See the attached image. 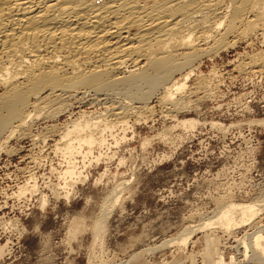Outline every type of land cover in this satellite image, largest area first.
<instances>
[{
  "label": "rangeland",
  "instance_id": "obj_1",
  "mask_svg": "<svg viewBox=\"0 0 264 264\" xmlns=\"http://www.w3.org/2000/svg\"><path fill=\"white\" fill-rule=\"evenodd\" d=\"M261 41L201 57L187 91L175 96L185 100L181 108L150 99L152 109L130 115L124 135L117 128L118 139L125 136L118 146L107 137L113 148L101 163L80 162V177L61 176L65 159L53 150L61 131L43 128H62L84 111L101 114L109 103L71 100L57 118L38 119L33 135L15 134L0 151V264H259L250 246L245 256L242 240L260 231L264 244V72L239 71L233 62L264 48ZM210 71L217 74L209 95L190 93ZM190 118L193 128L177 124ZM25 183L30 190L15 195ZM228 201L262 210L230 233L217 224L199 229ZM192 227L198 233L189 234ZM186 232L192 237L183 246L177 241Z\"/></svg>",
  "mask_w": 264,
  "mask_h": 264
},
{
  "label": "bare ground",
  "instance_id": "obj_2",
  "mask_svg": "<svg viewBox=\"0 0 264 264\" xmlns=\"http://www.w3.org/2000/svg\"><path fill=\"white\" fill-rule=\"evenodd\" d=\"M254 38L262 39L264 46V0H0V151L15 134H32L38 119L57 118L68 110V101H105L109 104H105L104 113L84 111L64 122L62 128L54 123L43 128L50 134L61 131L53 146L65 159L61 176L80 177V162L82 166L93 161L99 164L106 156L103 150L112 147L107 137L118 146L125 136L118 139L117 128L124 132L130 115L150 111V99L180 107L185 100L176 101L175 96L186 90L201 57L212 58L242 42L253 47ZM238 57L232 61L237 70L264 72V48L251 55L245 51ZM215 71H210L209 77H197L189 92L209 95L208 87L218 69ZM258 122L263 124L264 119ZM197 123L190 118L177 124L187 129ZM95 150L97 155L89 159ZM28 185L18 186L14 194H26ZM41 201L42 208L47 199L43 196ZM228 202L220 204V216L215 213L218 219L215 216V221L212 218L199 229L217 224L230 233L262 210L254 203ZM108 216L105 214L96 225L103 224ZM188 230L191 235L198 231ZM187 232L177 241L183 246L192 237ZM259 232L250 243L242 240V245L245 256L250 246L255 261L264 264ZM212 246L210 250L216 252L218 247ZM2 251L3 247L0 254Z\"/></svg>",
  "mask_w": 264,
  "mask_h": 264
}]
</instances>
